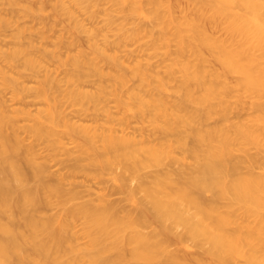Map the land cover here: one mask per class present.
<instances>
[{"label":"rangeland","instance_id":"rangeland-1","mask_svg":"<svg viewBox=\"0 0 264 264\" xmlns=\"http://www.w3.org/2000/svg\"><path fill=\"white\" fill-rule=\"evenodd\" d=\"M32 2L0 0V112L16 119L18 132L9 133L13 140L18 137L20 154L34 144L38 161L50 165L45 178L52 184L61 182L68 192H81L77 198L67 194L64 206L53 199L55 206L40 213L62 214L70 225L67 248L73 250L51 263L90 264L84 250L90 246L86 229L91 212L85 204L93 198L98 204L95 196L105 195L126 207L107 217L111 230L118 222L123 227L117 245L112 237L103 238L102 259L107 264H264V254L253 253L264 242V115L255 123L250 94L240 97L238 73L226 70L206 45L162 25L164 7L151 0H49L43 10ZM53 13L62 16L49 25L55 20ZM183 13L179 8L175 16ZM209 38L219 45L229 41V34L212 28ZM77 39L83 44L68 47ZM111 40L116 41L113 46ZM196 47L200 54L192 51ZM120 60L128 70L115 67ZM53 75L54 85L49 87ZM46 78H51L49 86ZM163 99L167 106L182 100L187 108H168ZM40 120L46 126L41 134L34 131ZM124 123L134 132L174 129L168 133L173 144L159 146L162 151L147 142L110 149L101 133ZM253 123L254 139L244 132ZM255 156L259 159L251 172L259 173L256 178L248 173ZM125 158L129 167L121 163ZM203 161L215 171L186 174L189 177L155 173ZM232 165L240 171L231 174ZM126 166L129 169L122 168ZM125 180L129 188L130 183L122 184ZM187 193L199 198L184 196ZM220 234L229 237L231 246L232 240L252 245L238 251L230 247L226 257L219 258L212 240ZM139 240H146L156 255H135Z\"/></svg>","mask_w":264,"mask_h":264},{"label":"bare ground","instance_id":"bare-ground-1","mask_svg":"<svg viewBox=\"0 0 264 264\" xmlns=\"http://www.w3.org/2000/svg\"><path fill=\"white\" fill-rule=\"evenodd\" d=\"M182 1L186 3V7H183L181 5ZM151 2L158 7L159 6L164 7L163 14L159 16V18H161L162 20L161 21L162 25H167L171 27L173 29V32L178 34L180 37H183L185 36V34H187L191 39H194L199 44L206 45L207 48L211 51L212 56L215 57V59L226 70H229V72L238 73L236 84L239 86V89L241 91L240 97L241 96L243 97V95L244 97L245 96L248 97V95L250 94L249 95V98H251L250 106L253 109V115L256 117V120L254 121L255 123H257L258 120H260V118L264 115V0H175L174 2H169L167 0H151ZM32 3L33 5L35 4L40 10H43L46 7L47 3H49V0H35V2ZM158 7H156V9ZM179 8L182 11H184L182 17L175 16V12ZM66 12H68L67 14H69V16H74L75 13L73 12V10L71 11V9H68ZM157 15L160 14L157 13ZM35 16L38 15L36 14L34 15V17ZM43 16L40 17L43 18L44 20V18H46L48 15L46 17ZM51 16L52 15L48 16L49 19ZM60 16H62L61 13L59 14L57 13L54 16H52L51 18L55 20L52 21L51 23L50 20L52 19L48 20V18H46L47 21L50 23L48 24L49 25H51L52 23L54 24L55 21L58 20ZM47 21L44 22L47 24ZM47 26L48 25H46V27ZM212 28L224 29L229 34V41L222 40V42L219 45L216 44L215 41L209 38V33ZM44 33L43 35L45 36ZM205 35L207 36L205 37ZM88 37H90V39L92 40L91 36ZM47 39H49V37ZM82 40L84 39H81V41ZM119 41L120 40H118V42ZM111 42H109L111 46H113L112 45L113 43H116V41L113 42L112 40ZM75 43H77L78 45L81 44L80 40L77 39L74 42L72 41L71 44H69L68 42V47L69 46L70 48H73V46L76 47L77 44ZM119 44L118 46H120ZM65 45H67V43ZM192 51L194 52V54H200L201 50L196 47ZM125 60H127V58ZM118 62L117 64H115V67L122 70H125L127 68V67L125 68V65L122 64V61L119 64ZM79 66L81 65L78 63L76 67L79 68ZM122 70H120V72ZM38 75H40V73ZM55 76L53 75V79L50 78L51 81L50 79L47 80L46 78L47 80L46 86H49L50 82H51L50 85L51 84L54 85ZM83 76L85 75L83 74ZM124 77L126 79L128 76L127 77L124 76ZM86 79L90 80V78H86ZM125 79H123V81H125ZM81 81H83V79ZM84 83L86 84V82ZM124 85L127 87V84ZM49 87H52V85ZM153 88L152 89L150 88L151 90L149 88H146V91L150 90L152 92V90H154ZM154 93L150 95H153ZM242 93H247V94L241 95ZM243 99L242 102L245 103L248 102L247 99H246L247 101L245 100L243 101ZM163 102L164 105L168 108L174 106L175 108H187L186 103H184L182 100L176 101L175 105H173V103H169L172 104V106L169 105L167 106V101L165 99H163ZM60 103L62 102L60 101ZM55 104H53V106L55 105L54 108L56 109L58 114H61L60 109H58L59 106L57 105L58 103ZM248 108L251 110L249 106ZM51 113L52 112L50 111V114ZM141 115L142 114H140V116ZM202 122L201 124H203ZM124 124L127 127V124L126 123ZM125 126H122V128L121 127L110 128L109 132L103 131L101 133V139L105 142L107 147H110V149L114 147H116L117 149L118 147L120 149L122 148L126 150V148H129L132 145L138 144L140 142H147L152 146L158 145V147L159 146L170 147L173 144V142L171 143L172 140L170 141L168 136V133L170 132L168 128L164 127L166 130H169L168 132L164 130L165 133L167 134H165L164 132L156 133L157 129L155 127H154L156 130V131L154 130L155 132H153L152 130V132L147 133L143 131L145 130L143 129L141 130V132H139L140 130L139 131L135 130L136 132H138L136 133L134 132V129L131 130V127L128 130V127L126 128ZM253 126L246 127V129L244 130L245 135L252 139L255 138L254 133L256 130V129L254 130L255 126L254 127ZM9 129H12V132L17 134L18 126L16 124V119L10 115L4 114L1 111L0 112V264H52L51 260L53 259L58 260L65 253L71 252L73 250L72 247L67 248V242L71 240L70 238L71 236L68 229L69 228L68 226L70 225L66 217H64L62 214H54L47 217H42L40 213L47 211L49 208H53L55 206V201L53 199H56L58 204L64 206L67 200L66 197L67 194L70 195V198H77L80 196L81 192L80 191L68 192L60 184L61 182L56 184L50 183L48 179L45 178V173L48 172L50 167V165H48L49 163L47 162V160L38 161V157L40 156L34 144L28 145L23 151V153L20 154L19 149L21 148V146L18 137L17 136H16L17 138L13 137L15 138V140H13L11 138V134L9 133ZM45 129L46 126L42 120H40L38 122V125L34 127V131L39 134H41V132H44L43 130ZM173 130L174 129H172L171 133H173ZM88 138L91 141V138L90 137ZM161 149L163 148H160V150ZM166 149L167 148H165V150ZM186 151L187 150H185V153ZM126 155L128 156V154ZM123 157H125V154H123ZM257 158L258 157L256 156L254 157V160L256 161L253 160L251 165L257 162ZM46 159H48V157ZM124 160L126 161V158L121 161V163H123L122 165L125 164L129 167V165L126 164ZM258 161L260 162V160ZM191 164L190 165L185 164L188 166H184L180 169L177 168L174 170L171 169L172 168L171 167L170 170H167L168 169L167 168L166 170L156 171L155 173L156 175L162 174V175L172 176L174 174L175 175L177 174V176H185L186 174L190 175L191 173L193 174L195 172H197L196 174H200V173L207 174L212 171H215L216 169V168L213 169V165L210 162L203 161L200 163H195V165L192 164L193 166H191ZM127 166L122 168L129 169ZM253 166L254 165L248 167V170L251 168L248 171V173L255 169L252 168ZM238 167L239 166L237 165H232L229 168V172L231 174L238 173L240 171L238 170L240 169ZM260 167H257L256 169L258 170V168ZM255 172L250 173V175L254 178H256L259 175V173H255ZM120 174L122 175V177H126L127 175L125 174L124 176L123 172H120ZM117 176L119 177V173ZM122 177H119L120 178L119 180L121 182L123 180ZM58 180L61 181V178ZM128 180H125L126 183H124L125 181H123L122 184L125 185L127 183H130L127 182ZM122 184L119 185L117 191L121 192V190H123L124 185L122 186ZM129 185H131V183L128 184V188ZM113 190L115 191V188ZM187 194H185L184 196L192 199L194 198L196 199V197L198 196L192 193H187ZM99 196H95V199L98 197L100 203L98 204L95 203L93 198L88 202H86L85 204L88 206L89 209L88 211L91 212L88 217L89 220L87 222V229H86L88 230L86 232L89 236L90 246L84 250L85 252L84 255L86 256V258L90 260V264H107L102 259L103 258L102 251L104 249L103 246L104 244L102 243H104V239L106 237L107 238L112 237L113 239L112 241L115 243V245H117L118 243L117 241L121 239V233L123 230L122 225L118 224L119 222L115 223L117 221L114 222L115 229L111 230L110 225L107 221V217L108 216L115 217L119 212H122L126 209V207L124 208V205L121 204V202L119 201L106 198L105 195H102L100 197ZM168 201H170L168 203L170 204L171 200ZM155 205H157L156 207H160L158 206V204ZM193 229L197 230V227ZM139 241H140L139 247L134 252L135 255L141 257H153L156 255V253L149 248V244L147 243L146 240H139ZM212 245L214 246L215 255L218 256L219 258H225L227 253L229 252L230 247H231L230 251H234V250L238 251L239 249L242 250L245 246H249L252 244H250L249 242H246L244 244L240 240L237 241L232 240V246H231V241L229 240V237L226 234H220L219 237H217L215 240H212ZM253 253L255 255L264 254V242L258 243L254 247Z\"/></svg>","mask_w":264,"mask_h":264}]
</instances>
